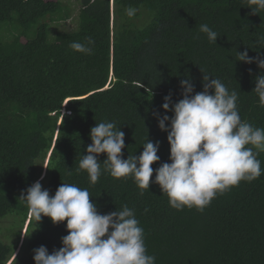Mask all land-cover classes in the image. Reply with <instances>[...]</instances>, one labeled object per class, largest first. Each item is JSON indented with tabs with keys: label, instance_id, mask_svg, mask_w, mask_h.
Listing matches in <instances>:
<instances>
[{
	"label": "trees",
	"instance_id": "16d2710c",
	"mask_svg": "<svg viewBox=\"0 0 264 264\" xmlns=\"http://www.w3.org/2000/svg\"><path fill=\"white\" fill-rule=\"evenodd\" d=\"M75 1V28L52 36L48 15L60 17L63 6L71 12L62 1L0 0V24L13 15L23 30L36 24L31 39L0 37V219L19 222L11 244L0 238V264H34V249L43 245L51 254L62 246L66 221L42 216L34 222L19 199L42 174L50 196L70 183L88 189L100 214L133 209L155 264H264V173L217 195L200 212L171 208L152 183L155 171L142 190L131 177L106 172L91 184L78 170L90 128L102 121L124 132L122 158L138 156L147 138L159 141L160 160L151 167L170 162L167 132L154 113L171 117L163 98L171 93L178 102L182 79L202 91V72L238 93L242 120L264 128V107L252 91L261 69L236 60L244 51L264 59V11L252 14L243 0ZM129 6L136 9L132 17ZM203 23L218 33L215 44L202 33L194 38ZM87 37L94 41L90 55L69 47ZM257 159L264 169V152Z\"/></svg>",
	"mask_w": 264,
	"mask_h": 264
},
{
	"label": "clouds",
	"instance_id": "9594fccd",
	"mask_svg": "<svg viewBox=\"0 0 264 264\" xmlns=\"http://www.w3.org/2000/svg\"><path fill=\"white\" fill-rule=\"evenodd\" d=\"M243 3L252 14L264 11V0ZM135 13V8H126L129 17ZM201 33L214 44L219 37L207 23L199 25L194 38ZM92 44L93 39L87 37L85 42L74 41L69 47L90 55ZM236 60L256 62L261 69L252 91L264 107V59L256 57L254 61L244 51L236 53ZM202 74V91L195 92L190 78H185L180 81L182 98L178 102L172 103L171 93L163 98L161 107L165 113L171 111V117L154 113L158 128L167 132L170 162L151 167L160 160L159 141L147 138L138 156L122 158L124 132L115 122L102 121L90 128L91 143L79 159L78 170L87 173L91 184L106 172L114 178L131 177L142 190L149 189L155 171L152 183L159 185L171 208H195L200 212L217 195L241 181L260 177L264 169L257 156L264 152V128L241 119L235 90H229L219 78ZM100 154L105 155L102 162ZM43 178L42 174L19 199L34 222L42 216L53 224L66 221L67 235L61 237L62 246L51 254L43 245L34 249V264H155L156 257L147 253L144 230L133 209L123 205L120 210L100 214L87 188L62 183L50 196L49 190L42 189Z\"/></svg>",
	"mask_w": 264,
	"mask_h": 264
},
{
	"label": "rangeland",
	"instance_id": "374dc122",
	"mask_svg": "<svg viewBox=\"0 0 264 264\" xmlns=\"http://www.w3.org/2000/svg\"><path fill=\"white\" fill-rule=\"evenodd\" d=\"M62 5H66L71 9V12H67L64 6L61 9L60 17L56 15H48V23L50 25V33L52 36L55 34L56 30H71L76 26L75 17L78 12V3L75 0H60ZM47 18H44L41 22H47ZM36 24H32L28 30H23L17 21V16L13 15L9 20L4 21L0 24V37L2 38H11V36L17 34H23L27 38H33L34 30ZM18 220L17 217H12L7 215L0 219V238L7 244H11L17 234L18 230ZM10 231V233L8 232ZM2 231V232H1ZM22 238V236H21ZM11 240V241H10Z\"/></svg>",
	"mask_w": 264,
	"mask_h": 264
}]
</instances>
